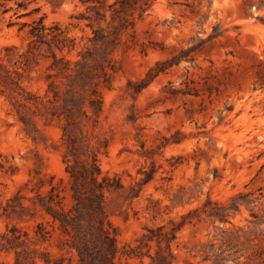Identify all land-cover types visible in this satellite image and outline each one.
Segmentation results:
<instances>
[{
    "label": "rangeland",
    "instance_id": "obj_1",
    "mask_svg": "<svg viewBox=\"0 0 264 264\" xmlns=\"http://www.w3.org/2000/svg\"><path fill=\"white\" fill-rule=\"evenodd\" d=\"M244 1L158 0L135 30L140 42L158 44L164 51L157 47L146 55L137 49L119 55L120 70L103 90V112L94 132L108 140L99 165L103 172L118 175L125 189L143 177L141 169L153 166L155 171L132 201L126 199V190L106 195L105 212L120 247L147 227L179 219L207 198L228 207L240 195L238 211L230 210L225 222L202 215L178 233L174 264H216V259L221 264H264V85L257 75L264 70V3L257 7L259 0H252L251 6ZM18 2L23 0H0L8 9L2 13L0 7V49L26 45L23 22L44 17L47 26H66L69 17L83 9L79 0H57L56 7L36 0L28 6L38 8L36 13L17 17L24 13L17 9ZM215 25L224 33L205 43L193 63L181 61L137 95L127 91L128 82L141 79L156 61L196 45ZM48 64L49 59L40 58L28 74L25 84L32 91L42 92ZM185 81H193L189 86L201 89L200 96L167 98L164 88L169 82L184 90ZM204 81L213 86L211 95L203 90ZM38 129L39 134H28L0 98V213L18 191L32 197L38 178L47 181L53 175L54 183H66L59 124L40 120ZM174 131L183 134V141L159 148L161 138ZM179 191L184 201L173 203ZM156 202L160 213L153 217L147 208ZM43 221L38 213L23 220L2 216L0 231L9 224L30 230ZM1 260L10 257L2 255Z\"/></svg>",
    "mask_w": 264,
    "mask_h": 264
},
{
    "label": "trees",
    "instance_id": "obj_2",
    "mask_svg": "<svg viewBox=\"0 0 264 264\" xmlns=\"http://www.w3.org/2000/svg\"><path fill=\"white\" fill-rule=\"evenodd\" d=\"M46 1L58 6L57 0ZM157 1L79 0L83 9L69 17L68 25L47 26L44 17L23 22L21 28H28L26 45L0 49V98L7 102L30 135L39 134L40 120L45 124H59L61 158L67 177L65 184L62 179L54 183L53 175L47 181L44 177L38 178L32 197L25 198L18 191L6 200L0 218L23 220L38 213L45 221L35 223L30 230L16 224L6 225L0 231V256L10 257V260H1L0 264H174L173 246L185 226L200 221L202 215L225 222L230 210L238 211L240 195L232 198L228 207L207 198L200 207L188 210L177 220L145 228L133 242L121 247L116 228L107 218L104 206L107 194L126 190V199L132 201L139 197L142 187L155 173L153 166L148 171L141 169L139 173L143 177L125 189L118 175L101 170L98 156L107 149L108 140L94 132L103 112V90L110 88L114 75L120 70L119 55L135 49L146 55L157 51V47L164 51L158 44L140 42L135 30L137 22L143 20ZM34 2L36 0L16 3L17 9L24 11L19 15L15 13L17 17L36 13L38 8L28 10ZM263 3L264 0H259L257 7ZM244 4L251 6L252 0H245ZM0 7L4 6L0 4ZM6 11L4 7L2 13ZM204 19L206 16L201 17L200 23ZM71 31L77 34L71 35ZM223 33L219 25L213 26L212 33L198 39L196 45L156 61L141 79L128 82L127 91L137 95L181 61L193 63L202 46ZM40 58L49 59L41 93L25 84ZM257 75L264 85V70L257 71ZM183 84L185 89L181 90L169 82L164 88L169 94L167 98L178 94L200 96L201 89L189 86L193 81ZM212 89L213 86L204 81L203 90L211 95ZM161 139L159 148L179 144L184 138L179 131H174L168 138ZM44 187H47L45 191H41ZM183 201L181 191L172 200L176 204ZM147 210L153 217L160 213L157 202ZM220 260L216 259V264H221Z\"/></svg>",
    "mask_w": 264,
    "mask_h": 264
}]
</instances>
